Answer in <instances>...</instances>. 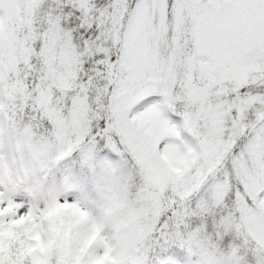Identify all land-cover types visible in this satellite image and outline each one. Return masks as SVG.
<instances>
[{
  "label": "snow or ice",
  "instance_id": "6c2138e0",
  "mask_svg": "<svg viewBox=\"0 0 264 264\" xmlns=\"http://www.w3.org/2000/svg\"><path fill=\"white\" fill-rule=\"evenodd\" d=\"M0 264H264V0H0Z\"/></svg>",
  "mask_w": 264,
  "mask_h": 264
}]
</instances>
